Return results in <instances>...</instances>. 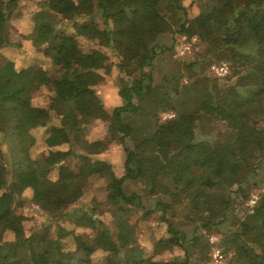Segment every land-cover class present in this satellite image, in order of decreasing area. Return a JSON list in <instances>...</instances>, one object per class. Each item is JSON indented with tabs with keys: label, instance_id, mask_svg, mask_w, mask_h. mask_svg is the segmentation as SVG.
Masks as SVG:
<instances>
[{
	"label": "trees",
	"instance_id": "trees-1",
	"mask_svg": "<svg viewBox=\"0 0 264 264\" xmlns=\"http://www.w3.org/2000/svg\"><path fill=\"white\" fill-rule=\"evenodd\" d=\"M25 1L0 0V50L21 46L11 40L9 22ZM35 1L30 37L45 44L50 68L0 69V110L9 116L0 125V264H33L36 258L43 264H95V248L65 221L95 231L97 247L107 252L101 264H193L208 259L207 236L214 227L223 228L232 251L228 264H264V247L248 239L251 233L264 237V0H193L189 7L182 0ZM180 35L196 36L199 51L188 61L155 67V58ZM79 38L97 47L87 54ZM103 48L116 50L119 59L122 102L111 111L95 89L104 78ZM222 61L230 67L223 86L207 73ZM38 91L60 98L68 109L51 98L32 104ZM133 97H145V105ZM164 111L174 116L161 121ZM97 119L107 125L106 137L88 139ZM209 124L217 137L198 139L197 128ZM48 125L49 150L32 157L33 130ZM58 132L67 139L66 150L54 148ZM112 143L124 146L121 176L98 157ZM93 178L105 184L115 231L97 205H79ZM126 181L140 182L144 193L128 191ZM248 188L259 192L252 212ZM26 189L45 218L28 229L15 209L27 202ZM136 216H155L163 225L151 254L138 244ZM6 232L13 233L12 241L3 240ZM68 236L73 242L66 247ZM165 250L176 257L155 259Z\"/></svg>",
	"mask_w": 264,
	"mask_h": 264
},
{
	"label": "rangeland",
	"instance_id": "rangeland-1",
	"mask_svg": "<svg viewBox=\"0 0 264 264\" xmlns=\"http://www.w3.org/2000/svg\"><path fill=\"white\" fill-rule=\"evenodd\" d=\"M193 0H182L184 6L189 7ZM37 3L35 0H28L21 4L17 13L13 15L9 22V34L10 38L14 42H19L21 46L19 47H7L0 50V69L4 73H14L29 65H40L44 68H50V64L47 58L44 56L43 49L45 44L40 43L39 41H35L34 38L30 37L32 32L33 25V15L34 11L37 9ZM193 10H196L193 7ZM83 20H79L82 22ZM196 37V36H195ZM197 38V37H196ZM79 44L81 49L85 53H89L92 48L97 47L93 41H89L85 38H79ZM181 40V35L177 37L176 42L173 47L160 55H158L153 65L155 67L165 68L167 65L173 63L174 60L180 58L191 59L192 55L199 51L201 48V43L197 38V44L193 53L181 55L179 50V44ZM107 56V61L104 63L106 67L99 68V72L104 75L102 81H100L95 89L99 96L104 101L105 107L108 111H111L115 106L121 104L122 98L119 96V71L117 68V63L119 61L118 54L116 50H110L109 48L102 49ZM195 56V55H194ZM89 61H94L96 64L100 65L99 59H89ZM207 73L213 77V74L208 70ZM187 77L184 78L183 82H187ZM221 83L223 82V78H216ZM233 79L232 81H234ZM129 81V80H128ZM224 85V82L221 86ZM43 91L34 92L31 95V103L35 105H44L48 104L50 98L54 100V103L57 105L59 109L67 110L68 106L58 97L54 96H44ZM134 101L138 106H144L146 103L145 97H133ZM174 116L173 111H164L160 114V120L164 121L170 119ZM9 116L3 111L0 110V125L3 126L7 123ZM50 126L46 127H38L33 130V133L36 138L35 145L31 148L32 157H38L42 154H46L49 150V147L45 143L44 139L48 136ZM202 128H197L196 136L198 139L205 140H213L217 137V131L212 129L211 124ZM87 138L96 140L103 139L107 134V125L101 119H97L93 121L91 124L89 131H87ZM57 138L59 144L54 147L61 150H66L68 148V143L66 137L61 133H57ZM129 146L132 147V144L129 143ZM98 157L107 160L111 163L113 171L117 176H121L124 172V162H125V151L123 144L120 143H112L109 147L102 152ZM261 177L263 179L264 186V169L260 172ZM52 178L56 177V171L51 174ZM125 187L128 191H138L140 193H144L143 187L138 181H126ZM105 184L102 179L93 178L88 182L85 186L84 193L79 201V205L83 206H98L99 212L98 214L107 222L108 225L111 226L113 231L115 228L111 225L110 219V207L106 204V190ZM258 191L255 189L248 188L247 195L248 199L246 202V206L249 212H252L253 207L258 203L259 196ZM23 196L26 198L27 202L23 203L21 206H17L16 213H22L26 219L23 221V226L28 229L32 226H36L39 223H42L45 218L38 210V208L30 202L32 196V190L26 189L23 193ZM7 207L3 208L4 211ZM2 209V211H3ZM137 220L138 226V238L139 245L144 249L146 254L152 253L153 248V239L160 237L164 233V229L158 223L155 216L149 217L147 220L140 219L137 216L134 218ZM64 226L68 228H74V232L82 236L83 240L95 248V251L91 255V260L95 264L103 263L107 258V252L97 247V237L95 231L88 227H74L71 221H65L63 223ZM222 227H214L212 228L211 233L207 236L208 246L206 247L205 253L207 254L208 259L199 260L193 259V264H228V260L231 257L232 251L229 249V245L226 244L224 237L222 235ZM74 233V234H75ZM14 238L13 233L6 232L3 235L4 241H12ZM248 239L252 241L258 247H264V237L259 233H251L248 235ZM72 237L68 236L64 239V246L69 247L72 243ZM177 254L171 253L167 250L163 251V253L159 256H156L155 259H171L175 258ZM221 256V257H220ZM33 264H43L42 260L39 258L34 259Z\"/></svg>",
	"mask_w": 264,
	"mask_h": 264
},
{
	"label": "built area",
	"instance_id": "built-area-1",
	"mask_svg": "<svg viewBox=\"0 0 264 264\" xmlns=\"http://www.w3.org/2000/svg\"><path fill=\"white\" fill-rule=\"evenodd\" d=\"M197 44V38L181 36L179 50L181 55L193 53ZM209 71L216 78H224L230 72L229 64L226 61L212 63L209 67ZM221 257V256H220Z\"/></svg>",
	"mask_w": 264,
	"mask_h": 264
}]
</instances>
